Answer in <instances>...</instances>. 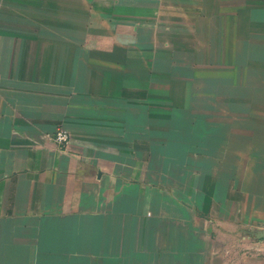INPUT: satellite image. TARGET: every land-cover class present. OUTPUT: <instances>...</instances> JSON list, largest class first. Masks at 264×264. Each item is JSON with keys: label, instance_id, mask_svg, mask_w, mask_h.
I'll return each instance as SVG.
<instances>
[{"label": "crops", "instance_id": "obj_1", "mask_svg": "<svg viewBox=\"0 0 264 264\" xmlns=\"http://www.w3.org/2000/svg\"><path fill=\"white\" fill-rule=\"evenodd\" d=\"M263 232L264 0H0V264H264Z\"/></svg>", "mask_w": 264, "mask_h": 264}, {"label": "built area", "instance_id": "obj_2", "mask_svg": "<svg viewBox=\"0 0 264 264\" xmlns=\"http://www.w3.org/2000/svg\"><path fill=\"white\" fill-rule=\"evenodd\" d=\"M53 143L60 148H67L70 142L69 133L63 128H58L50 137Z\"/></svg>", "mask_w": 264, "mask_h": 264}, {"label": "water", "instance_id": "obj_3", "mask_svg": "<svg viewBox=\"0 0 264 264\" xmlns=\"http://www.w3.org/2000/svg\"><path fill=\"white\" fill-rule=\"evenodd\" d=\"M259 239H264V232L261 233V235L258 236Z\"/></svg>", "mask_w": 264, "mask_h": 264}]
</instances>
